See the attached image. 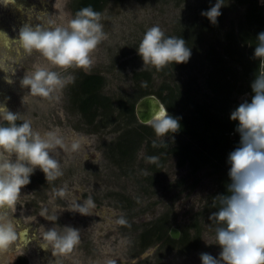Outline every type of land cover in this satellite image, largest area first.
<instances>
[{
	"label": "rangeland",
	"instance_id": "obj_1",
	"mask_svg": "<svg viewBox=\"0 0 264 264\" xmlns=\"http://www.w3.org/2000/svg\"><path fill=\"white\" fill-rule=\"evenodd\" d=\"M29 1L46 6H32L29 10H23V20L33 27L40 25L48 30L57 26L67 27L68 22L73 19V0ZM222 2L220 11H227L228 16H231L233 11V16L236 17L243 10L241 5L231 7L234 0ZM216 3L217 0H108L101 12V23L107 38L93 53L95 63L90 71L100 73L104 77L102 92L113 101L133 97L137 86L133 73L140 70H148L151 73L154 89L166 83L167 79L165 81L162 76L164 74L159 73L154 66L144 65L142 57L138 54V46L145 32L152 26H159L166 37L174 36L183 26L200 20L203 16L201 13L208 11ZM44 10L49 11L46 14L49 17L47 24L41 14ZM0 12V24L6 26L9 36L18 37L19 30L24 25L18 20V12L13 10L10 4H4ZM225 22L226 28L228 20ZM37 66L60 72L63 76L74 77L76 73L85 71H64L56 68L36 51L30 55L25 53L16 42L12 43L10 49L0 44V89L4 91L0 94V102H6L9 110L18 112L23 120L29 121L33 130L39 132L42 137L48 132H54L63 138L65 147H57L51 155L60 163L63 172L57 179L65 181V187L58 189H68L70 194H66V198L63 197L64 201L62 197L58 198L53 194L54 201L39 202L45 187L38 186L37 190L33 191L26 185L21 188L16 208L0 212V216L11 220L9 214L18 211L23 222L37 224L36 237L41 242L43 233L53 227L61 234L65 227L76 228L80 238L83 234H88L96 246L93 255L86 257L90 264H111L116 259L132 260L116 264H202L201 253L211 254L219 259L222 249L216 244L218 224L215 219H209L212 213L207 210L208 201L216 185L207 175V170L198 173L196 181L189 174L187 166L179 167L175 157H167L158 172L152 171L146 167L149 162L141 145L134 158L124 163L125 174L119 172L110 158L105 156L106 145L114 134H90L78 128L80 117L68 108L71 83L58 91L51 100L33 96L27 88L21 87L20 80L26 75H31ZM202 66L203 64L197 61L189 70L175 71V76H179L176 81L185 84L190 74L192 87L199 90V96L206 92L200 72ZM252 96L250 92L242 93L238 95V103L249 102ZM2 121L0 120V123ZM156 139L173 140V137L166 135ZM74 140L81 142L77 151L71 149ZM34 174H42L45 177L39 168L35 169ZM98 174L103 180L101 185L95 183ZM85 177L89 180L86 190L99 191L101 197H105L101 202L102 208L92 210L90 215L71 210L76 196L84 190L81 184ZM35 192H38L37 196ZM106 194L111 197L107 198ZM122 195L126 196L128 201L122 200ZM79 201L78 203L82 204L80 199ZM48 205L51 208H48ZM45 209L46 216H42L41 213ZM54 215L57 216L56 220L47 218ZM160 215L167 216L169 227L187 229L192 236L195 233L193 222L196 221L194 226L201 229L196 240L197 246L160 249L154 244L140 251L137 247L139 230ZM120 218H124L127 224H119ZM100 224L103 228L101 230ZM109 228L113 231L109 232ZM78 245L69 255L66 254L71 260L80 262L81 250ZM34 249L33 241L27 242L26 246L17 247L13 243L7 250L0 251V264H13L16 254L27 250L32 253L29 264H46L48 254H42L40 249L36 254ZM92 258L95 261L91 260Z\"/></svg>",
	"mask_w": 264,
	"mask_h": 264
},
{
	"label": "clouds",
	"instance_id": "obj_2",
	"mask_svg": "<svg viewBox=\"0 0 264 264\" xmlns=\"http://www.w3.org/2000/svg\"><path fill=\"white\" fill-rule=\"evenodd\" d=\"M5 5L14 0H3ZM222 0L202 15L215 24L221 15ZM102 14L91 6L76 12L67 27L57 26L51 30L40 25L33 27L24 24L18 33L16 44L27 54L40 53L51 65L67 71L82 69L89 73L94 66L93 53L105 40L106 34L101 23ZM253 58L259 59L262 70L251 84L254 95L251 102L241 103L232 113L231 119L238 120L237 131L240 133V146L229 154L231 164L228 185L230 195H221L219 210L209 219H215L216 244L222 251L219 259L208 253H201L202 264H264V32L258 33ZM138 54L144 65L163 70L171 63L187 62L191 56L185 40L175 36L166 37L159 26L149 28L139 46ZM75 77L63 76L60 72L37 66L31 75L20 80V85L27 88L33 96L53 99L55 94L68 84L74 83ZM142 87H147L143 82ZM0 212L15 209L21 196V188L28 185L30 176L36 168L42 170L47 182L55 181L63 175L60 163L51 152L57 147L64 148L63 138L54 132L41 136L34 131L31 123L23 120L18 112L9 110L6 102H0ZM17 121H22L17 123ZM157 137L176 133L179 128L178 118H174L163 104L154 111L147 121ZM153 141V147H159ZM81 142L74 140L73 151L79 150ZM149 163H158V157H146ZM58 196L64 197L65 190ZM95 208L91 197L83 203L73 202L72 211L90 215ZM47 210L41 215L46 216ZM56 220L57 216L47 217ZM119 224L125 225L124 218ZM19 220L13 222L0 216V251L7 250L20 238L17 232ZM80 242L79 230L65 227L58 233L53 227L43 233L40 247L51 248L53 255L70 253ZM26 246V245H25Z\"/></svg>",
	"mask_w": 264,
	"mask_h": 264
},
{
	"label": "trees",
	"instance_id": "obj_3",
	"mask_svg": "<svg viewBox=\"0 0 264 264\" xmlns=\"http://www.w3.org/2000/svg\"><path fill=\"white\" fill-rule=\"evenodd\" d=\"M263 0H234L231 7L241 5L243 10L238 16H228L222 10L213 24L207 16L193 21L174 34L185 40L190 48L191 56L187 62L171 63L163 70V79H167L159 88L154 89L151 73L140 70L133 73L137 82L134 96L119 99V115L136 119L134 104L140 97L153 93L165 105L174 118H178L180 128L176 133H169L173 140L160 142L161 146L153 147L154 130L145 124L143 127L148 135L139 130H127L126 144L118 146L125 152L131 147L128 142L136 144L146 139L151 155L158 152L162 156L159 162L167 157H175L179 166L187 165L189 174L198 180V173L207 170L216 188L207 204V210L214 213L219 210L221 195H230L228 185L231 183L228 161L229 154L240 146V133L237 131L239 121L232 120L231 113L240 105L238 95L250 92L254 95L251 84L255 76L262 70L259 59L253 58L258 33L264 32V3ZM108 0H73L72 16L84 7L91 6L94 11L102 12ZM226 20L228 25L225 28ZM197 61L203 66L200 70L206 92L199 96L198 89L192 87L190 74L186 84L176 81L175 71L189 70ZM191 78V80L189 79ZM104 77L97 72L85 73L80 71L71 83L72 99L76 108L87 120L91 121L97 114L110 115L112 99L101 89ZM146 82L147 87H142ZM251 101H249L250 103ZM21 121H17L20 123ZM158 157V155H154ZM154 164V163H151ZM196 222V221H195ZM194 235L187 229L180 230L177 239L170 237L167 216L144 226L140 239L142 248L164 239L167 247H196L198 234L201 229L195 227ZM24 260L20 264H24Z\"/></svg>",
	"mask_w": 264,
	"mask_h": 264
},
{
	"label": "flooded vegetation",
	"instance_id": "obj_4",
	"mask_svg": "<svg viewBox=\"0 0 264 264\" xmlns=\"http://www.w3.org/2000/svg\"><path fill=\"white\" fill-rule=\"evenodd\" d=\"M10 5H11V8L13 10L18 12V16H17L18 20L20 23H23V24H26V22L23 20V15H22V12L24 9L29 10V8L32 6H34V7L40 6L42 8L46 7V6L44 7L43 4L38 5L36 3L30 2L29 0H27V1L23 0L19 4V9H18V6L14 5V3L10 4ZM3 6H4V3H2V0H0V8H3ZM46 11L44 10V12L41 13L42 15H44L43 16L44 18L43 17H41V18H43L47 24L49 17L46 14L49 11L48 10H46ZM0 15H1V12H0ZM0 30L4 33V34H2L3 37H5V35H6L7 39L11 40L10 43H13L16 41V39H18V37L8 35V32L6 30V26L4 24H0ZM3 37L2 36L0 37V44L5 47V44L2 43V41L4 40ZM5 43H6V41H5ZM78 73H76L74 77H76L78 75ZM0 91H1V94L4 93L3 90L0 89ZM101 91H102V89H101ZM72 96H73V94H72L71 84H70L69 107L68 108H69V110H73L74 112H76L79 115L80 125L78 126V128L80 130H82L83 132H89L90 134L91 133H95V134L105 133L104 134L105 136L109 133L114 134V137L110 138L108 144L106 145L105 156L107 158H110L111 162L114 163L113 166L115 168H117V170H119V172L124 173V171H123V170H125L124 163L129 162L130 160H132V158H134L135 153L140 150L141 145H143V149H144L143 153H144L145 157L154 156V155H158V158L162 157L159 152H158V154L155 153V154L151 155L149 148H147L148 143H147L146 139H142L141 142L136 141V144H132V143L128 142V144H129L128 146H130L131 148L127 149L126 152L118 147V146H124V144H126V133L125 132L127 130H129V131L132 129L139 130V131L143 132L145 135H148L143 127L138 126V124L147 125V123L140 122L137 119L136 115H135L136 119L133 120L131 117H127V116H123L122 114L121 115L118 114L119 113V111H118L119 100L118 101H112V103H111L112 110H111L110 115L108 114L106 117L105 116L102 117L101 114H97L91 122V121L87 120L86 117H84L82 115V113L80 112V110L78 108L75 107V105L73 103ZM134 107H135V104H134ZM0 124L6 125V122L2 121ZM102 129H104L103 132L101 131ZM156 137H157L156 135H153L152 139H153V141H156V143L158 145L161 144L160 142L165 141V140H157ZM94 157H95V155H94ZM164 163H165V161H162V162L158 161V163H154V164L149 163L146 167L148 169L150 168L152 171L155 170L156 172H158L162 168L161 166ZM184 166L186 167L187 165H184ZM179 167H182V166H179ZM95 180H96L95 183L98 185H101L100 182L103 181L100 174H98V176L95 178ZM30 181L31 182L27 186L29 188H31V190H33V191H36L38 186L45 187V191L41 192L42 196H41V199L39 202H42V201L46 202L47 200L54 201L53 194H56V196L58 198H61L60 196L57 195V193L60 191L59 189L61 187L62 188L65 187V181L57 179V180L52 181V182H47L46 178L42 174L39 175V174L33 173L30 176ZM60 182L62 184H59ZM88 182H89L88 177L87 178L85 177V180L81 184V188H83L84 190L81 191V193L76 196L75 201H77V203H78V202H80L79 201V199H80L81 202L83 203V201H85L89 197H91L95 203V208L93 209V210H95V209L101 207V202H102V200L105 199V197H101L102 194H100L99 191L88 192L86 190ZM65 192H66L67 196H68V194H70V191L68 189L65 190ZM37 193L38 192H35V196H37ZM106 197L110 198L111 196H108L106 194ZM65 198H66V196H65ZM121 199L124 201H128V198L124 195L121 196ZM62 201H64V198H62ZM47 207L51 208V206H49V205ZM9 216L11 217V220L13 222H15L16 220H19V222H20L19 227L17 228V232L20 234V238H18V240L16 242H14V246L17 247L19 245H21V246L26 245L27 242L33 241L35 244L34 251L36 254H38V249L41 250L40 252L42 254H44V253L48 254V260H47L46 264H86V263L90 264L89 262H87L86 257L88 256L90 258L93 255V253L95 251L94 248H96V246L93 245L94 240H92L88 234H86V235L83 234L81 236L80 242L78 245V248L81 250V253L79 254L81 257V261L80 262H78L77 260L73 261L70 259L69 256H67V254L69 255V253H67L65 255V254H61V253L57 252L55 255H53L51 248H48L45 250V249L40 247L41 241H38L37 237H36V229H37L36 226H37V224H33L32 222H29V223L23 222L22 217L18 214V211L11 212L9 214ZM161 217H164V215H160V216L156 217L151 222H156L157 219L159 220ZM151 222L144 224L143 227L141 228V230H139V232H138V245H137V247L139 248V250L144 251V250L148 249L149 246H152L154 244L157 247L159 246L160 249L165 248V247L177 249L176 247L165 246L164 239L158 240V241L154 242L153 244L146 245L144 248H142V243H141L142 240L140 239L141 234L143 233L142 231L144 230V226L151 224ZM170 227H169V230H170ZM99 228H100V230L103 229L102 224L99 225ZM108 230H109V232L113 231V229H111V228H109ZM169 230H168V233H169ZM174 239H177V238H174ZM31 254L32 253L29 250H27L26 252H18L14 258L13 264H20V262H22V260H24V262H25L24 264H29ZM91 260L95 261L94 258H92ZM91 260H88V261H91ZM119 262L128 263V262H132V260L116 259L114 262H111V264H116Z\"/></svg>",
	"mask_w": 264,
	"mask_h": 264
},
{
	"label": "water",
	"instance_id": "obj_5",
	"mask_svg": "<svg viewBox=\"0 0 264 264\" xmlns=\"http://www.w3.org/2000/svg\"><path fill=\"white\" fill-rule=\"evenodd\" d=\"M161 104H163V102L153 93L146 94L140 97L136 101L134 107V111L137 119L142 123H147V121L154 114V111L158 110L159 105ZM169 234L173 238H178L180 235V230L174 226H171L169 230Z\"/></svg>",
	"mask_w": 264,
	"mask_h": 264
},
{
	"label": "bare ground",
	"instance_id": "obj_6",
	"mask_svg": "<svg viewBox=\"0 0 264 264\" xmlns=\"http://www.w3.org/2000/svg\"><path fill=\"white\" fill-rule=\"evenodd\" d=\"M22 1H23V0H14V5H15V6H18V9H19V4H20ZM24 1H27V0H24ZM2 34H4V33L0 30V37H1V36L3 37ZM5 37H6V35H5ZM5 37H3L4 40L2 41V43L5 44V48H9V49H10V48L12 47V43H10L11 40H8L7 37H6V38H5ZM5 41H6V43H5Z\"/></svg>",
	"mask_w": 264,
	"mask_h": 264
},
{
	"label": "built area",
	"instance_id": "obj_7",
	"mask_svg": "<svg viewBox=\"0 0 264 264\" xmlns=\"http://www.w3.org/2000/svg\"><path fill=\"white\" fill-rule=\"evenodd\" d=\"M264 3V1H262Z\"/></svg>",
	"mask_w": 264,
	"mask_h": 264
}]
</instances>
